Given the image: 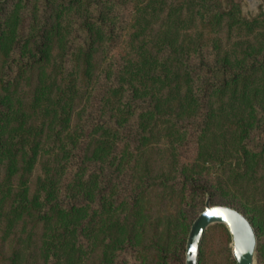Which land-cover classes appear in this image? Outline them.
Here are the masks:
<instances>
[{
    "label": "trees",
    "instance_id": "16d2710c",
    "mask_svg": "<svg viewBox=\"0 0 264 264\" xmlns=\"http://www.w3.org/2000/svg\"><path fill=\"white\" fill-rule=\"evenodd\" d=\"M262 181V7L0 0V264H184L207 196L249 220L264 264Z\"/></svg>",
    "mask_w": 264,
    "mask_h": 264
},
{
    "label": "rangeland",
    "instance_id": "374dc122",
    "mask_svg": "<svg viewBox=\"0 0 264 264\" xmlns=\"http://www.w3.org/2000/svg\"><path fill=\"white\" fill-rule=\"evenodd\" d=\"M260 7H262V11L264 12V6L262 0H240L241 13L243 16L247 18H251L257 15L260 10ZM171 158H172V151L170 149L168 139L161 132H159L156 139L144 151L142 163H144V166L147 167L149 170H151L154 175H156L168 171ZM260 185L262 187L261 189H258L257 197L260 199H264V181H262ZM151 196L153 197L151 198L152 202L150 203L152 204L154 202V204L150 205V207L155 212L156 209L159 207L158 204L159 201H158V197L157 200H155L153 199L154 195ZM177 200H178L177 197H174L172 199L167 198L165 201L164 209L174 214L178 210ZM156 201L157 204H155ZM204 206H205V202H204ZM214 225H222V224H213L207 228L208 232L205 236L203 243L201 263L202 264H235L230 246L231 239L226 227L222 225L224 227V231H222L219 228H212ZM260 263H261L260 256L256 248L255 264H260Z\"/></svg>",
    "mask_w": 264,
    "mask_h": 264
},
{
    "label": "water",
    "instance_id": "95a60500",
    "mask_svg": "<svg viewBox=\"0 0 264 264\" xmlns=\"http://www.w3.org/2000/svg\"><path fill=\"white\" fill-rule=\"evenodd\" d=\"M213 224L226 227L231 239L235 264H255L257 237L249 220L236 209L212 205L207 197L203 211L193 221L185 246V263L199 264V249L204 232Z\"/></svg>",
    "mask_w": 264,
    "mask_h": 264
}]
</instances>
